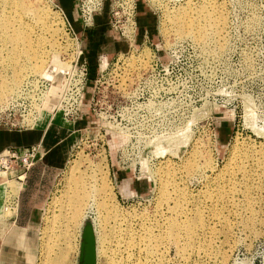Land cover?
I'll list each match as a JSON object with an SVG mask.
<instances>
[{"label":"rangeland","instance_id":"1","mask_svg":"<svg viewBox=\"0 0 264 264\" xmlns=\"http://www.w3.org/2000/svg\"><path fill=\"white\" fill-rule=\"evenodd\" d=\"M43 2L57 13L56 33L50 37L28 18L32 47L45 38L44 68L25 72L0 101V129L41 128V149L54 144L62 162L50 175L51 191L18 264H78L85 220L94 227L96 264H264V0H137L132 35L110 26L108 12L107 28H93L123 48L111 39L86 45L72 17L84 30L94 17L83 26L75 5L71 14L66 6L76 40L58 2ZM183 11L209 19L199 24L202 38L175 36L171 19ZM3 12L0 7V18ZM0 48L1 82L13 67L6 58L11 47ZM26 61L18 57L14 65ZM81 63L80 108L61 118L44 104L41 78L73 81ZM38 75L37 86L20 94L26 78ZM78 176L87 192L105 185L112 201L102 213L96 206L103 196L87 197L81 219L64 224L70 178ZM173 217L202 224L190 239L181 232L173 240L166 234ZM11 221H0L1 234Z\"/></svg>","mask_w":264,"mask_h":264},{"label":"bare ground","instance_id":"2","mask_svg":"<svg viewBox=\"0 0 264 264\" xmlns=\"http://www.w3.org/2000/svg\"><path fill=\"white\" fill-rule=\"evenodd\" d=\"M0 7L4 9L2 17L0 19L5 23V25L0 27V47L3 45L6 46L9 45L11 47L9 50H7L6 58L10 62L12 59L11 64L13 67L12 74L8 76L6 79L1 80L0 82V101H4L5 97L9 95L11 92H13L14 88L19 84L21 77L24 75L25 72L40 74L44 68V64L46 60L45 51H44L45 42L42 40H44L45 38L42 37L41 35L38 36L37 47H32L29 39L30 38L29 30L32 29L33 25L31 21L28 20V18L34 20L35 24L38 25L41 29H43L46 33H48L50 37H53L56 33V29L53 28V23L56 22L58 19L56 16L57 13L55 14V12L48 10L47 9L48 7L46 8V6L44 5L43 0H0ZM9 9L17 12L18 15L14 16L12 13L9 12ZM203 11L205 10L203 9ZM180 13L175 15L174 17L171 16V18L173 17L174 19V21H172L171 19V22L175 26L173 30L175 36L177 37L191 36L192 38L195 39L202 38V35L206 33V29L205 26H203L202 28L201 25L199 24H203V25L209 24L210 23V21H208L209 19L205 15L194 16V15H187V13L185 12L184 13L180 12ZM22 16L26 18L27 23L23 22L24 20H22ZM208 17L211 18V16ZM217 23H220V20H218ZM24 32H27L28 34H25ZM1 49L2 48H0V50ZM21 51L23 52V54H20ZM18 57L26 58L27 59L26 64L14 65ZM40 146L41 147L44 146L43 141L40 142ZM5 175H6V171L1 170L0 168V221L6 218L10 219V216L13 214L14 209L8 207L7 201L9 198L16 196L19 192L20 187L22 186V183L16 178L8 179L5 177ZM73 178L75 177L70 178L73 181L71 183L72 184L71 186L73 187L71 190L72 194H69V198H70L69 202H67V204L64 205L66 208L64 210L66 214L63 213L64 215H62L63 216L62 221L65 222L64 224H70L72 222L75 224L81 219V217L84 214L82 213V209L84 205H86L85 202H83V200H85L87 197L91 198L93 197V195L96 196V194L102 195L103 199L101 198L102 200L100 202H97L96 208L98 207L99 211L101 212L103 211L104 213H105V209L106 210L109 209L108 206L106 205V201H108V203L111 202L112 196L109 193L107 187H105V185L102 187V191H98V187L96 186L94 187L89 186L90 191L87 192L88 190L86 191L84 189L86 188V186L84 184L85 182L83 181V179L79 177V178H75L76 181H74ZM162 189H164V187H162ZM108 196L109 198L107 199ZM109 206L112 207L113 210H115V208L112 205L109 204ZM114 215L115 216L118 215V212L116 210L114 212ZM171 219L172 222L170 227H168V225L170 224V221H168V225L166 227V234L169 238L173 240H176L180 236L181 232H184L187 238L190 239L195 225L202 224V221L199 220L194 221L193 219L189 220V218L185 223H179L178 219L174 217ZM99 222H103V219L99 220ZM44 233L46 234L47 236L46 238L48 239L49 235L47 231ZM100 238L101 237L97 235V239ZM45 247H48V245ZM114 258L115 257H109V259H114ZM113 262L114 261L112 260L111 263Z\"/></svg>","mask_w":264,"mask_h":264},{"label":"crops","instance_id":"3","mask_svg":"<svg viewBox=\"0 0 264 264\" xmlns=\"http://www.w3.org/2000/svg\"><path fill=\"white\" fill-rule=\"evenodd\" d=\"M59 5L65 10L69 6L68 11L73 12V0H56ZM139 6V5H138ZM107 7L108 0L104 2V8L100 13L94 16V24L91 28L84 30L80 26V22L72 17L76 24L79 34H84L83 40L86 45L103 44L105 40L111 39L114 48L121 46L120 40L112 38L109 34H100L97 31L107 28ZM143 10V9H142ZM139 11V7H138ZM141 11V10H140ZM145 10H143L144 12ZM66 12V10H65ZM101 13H105L101 14ZM141 23V22H140ZM137 25L141 28L139 20ZM97 28V30H93ZM140 31V30H139ZM102 32V30H101ZM141 38V34H137ZM136 37V40L138 38ZM44 142V131L39 127L28 128L24 130H5L0 129V151L7 146H26L31 144L39 145V157L35 159L34 163L26 170L24 174V182L18 192V208L14 220L11 221V228L6 230L3 234L0 233V264H18L21 261V249L29 248V238L33 236L35 230V223L39 218V209L45 203L48 194L51 191L52 185L50 183V175L55 168L61 164L60 155L55 152L54 144H47L46 150H42L40 142ZM45 145V144H44ZM53 147V148H52ZM2 237H4L2 242ZM22 247V248H21Z\"/></svg>","mask_w":264,"mask_h":264},{"label":"built area","instance_id":"4","mask_svg":"<svg viewBox=\"0 0 264 264\" xmlns=\"http://www.w3.org/2000/svg\"><path fill=\"white\" fill-rule=\"evenodd\" d=\"M73 2L82 25L88 26L93 20L94 14L100 13L103 10L105 0H73ZM54 6L59 10L63 19H65L64 21L67 24L66 28H68V32L73 34L76 40H79L63 8L56 2ZM136 11L137 0H108V22L110 26L119 30L122 36L127 37L135 31ZM83 65L84 63H81L79 68L74 67L75 72L72 73V77L74 76V78L70 82H67L60 74L56 77V79L58 78L57 80L52 79L53 77L49 79L47 73H44V76L43 74L41 75L43 76L41 78V82L43 83L39 85V92L44 99V104L46 102V106H51V109H54L55 113L59 114L61 118L77 114V110L80 108L84 78L86 76V68ZM41 76L27 77L22 85L20 94L24 93V90L31 86H37V82ZM66 83L69 87H66ZM38 151V144L7 146L0 151V167L10 177L16 178L23 183L24 174L34 163L35 155ZM7 204L8 207L14 209L13 214L10 216V219L14 220L18 208V194L9 198Z\"/></svg>","mask_w":264,"mask_h":264},{"label":"water","instance_id":"5","mask_svg":"<svg viewBox=\"0 0 264 264\" xmlns=\"http://www.w3.org/2000/svg\"><path fill=\"white\" fill-rule=\"evenodd\" d=\"M39 157L36 153L35 159ZM78 264H96V238L91 220H85L81 229Z\"/></svg>","mask_w":264,"mask_h":264}]
</instances>
